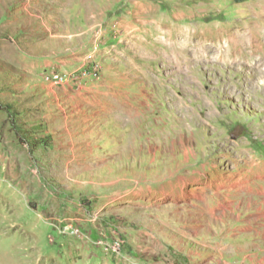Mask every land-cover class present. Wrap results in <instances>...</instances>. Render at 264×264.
Listing matches in <instances>:
<instances>
[{
  "label": "rangeland",
  "instance_id": "374dc122",
  "mask_svg": "<svg viewBox=\"0 0 264 264\" xmlns=\"http://www.w3.org/2000/svg\"><path fill=\"white\" fill-rule=\"evenodd\" d=\"M254 27L264 0H0V264H148L132 243L173 223L152 197L195 182L222 217L259 207L264 50L233 38Z\"/></svg>",
  "mask_w": 264,
  "mask_h": 264
},
{
  "label": "crops",
  "instance_id": "0c3cea01",
  "mask_svg": "<svg viewBox=\"0 0 264 264\" xmlns=\"http://www.w3.org/2000/svg\"><path fill=\"white\" fill-rule=\"evenodd\" d=\"M62 42L64 39H58L57 48L61 49ZM62 52L63 49L57 54ZM67 61L56 56L44 64L66 70ZM70 63L77 65V62ZM218 180L208 181L207 186L213 188L215 183L220 184ZM193 184L190 192L185 191V185L178 195H171L170 200L159 192L152 197L154 200L148 206L157 207L159 214L171 215L172 227L164 228V239L155 231L147 243L136 237L137 241L132 243L135 260L144 259L148 264H264V196L259 207L254 208L251 201L249 204L240 202L234 208L226 207L229 214L225 212L222 217L219 215L220 193H215V189L212 193L199 191L195 185L202 183Z\"/></svg>",
  "mask_w": 264,
  "mask_h": 264
},
{
  "label": "bare ground",
  "instance_id": "6f19581e",
  "mask_svg": "<svg viewBox=\"0 0 264 264\" xmlns=\"http://www.w3.org/2000/svg\"><path fill=\"white\" fill-rule=\"evenodd\" d=\"M256 29H258V28L257 27H254V28H251V30H245L243 32H239L236 35H234V37H233L234 38V43L236 44V46L238 47V49H240L241 53H243V51H244V55H245V50L249 49V47H252V48L254 47L253 48V55L254 56L258 52L264 50V40L258 36V34H257L258 31ZM213 35L214 34H212V36ZM213 37H211V38L214 39ZM202 48H203V51L206 52V53H211V51L215 49L216 52H217V54H218V56H219V53L217 51V47H216V45L213 42H211V43H205V44L203 42ZM199 49L201 50V48H199ZM225 52L227 53V51H225ZM214 54H216V53H214ZM237 55L238 54H234V52H229L226 55H223V56L221 55L220 58H223L224 57L227 60H229L230 58H232L233 61L235 62V61H239ZM241 55H243V54H241ZM257 57L258 56H255V58H254L255 59V63H254L255 65L254 66L258 68V67H260L264 63V53H263V55L261 54L260 57H258V58ZM56 78H58V76H56ZM114 248L115 249L119 248V247H117V244L116 243L114 245Z\"/></svg>",
  "mask_w": 264,
  "mask_h": 264
},
{
  "label": "water",
  "instance_id": "95a60500",
  "mask_svg": "<svg viewBox=\"0 0 264 264\" xmlns=\"http://www.w3.org/2000/svg\"><path fill=\"white\" fill-rule=\"evenodd\" d=\"M247 133L248 130L246 126L239 124L230 131V136L232 139L238 140L241 137L245 136Z\"/></svg>",
  "mask_w": 264,
  "mask_h": 264
},
{
  "label": "built area",
  "instance_id": "2783aa9c",
  "mask_svg": "<svg viewBox=\"0 0 264 264\" xmlns=\"http://www.w3.org/2000/svg\"><path fill=\"white\" fill-rule=\"evenodd\" d=\"M84 75V77H87V76H93V77H97L99 76L98 74V71H97V67L95 68H90L87 72H84L82 73ZM53 76H59L58 75H53ZM81 75H79L78 77H75V76H71L70 78H79ZM59 78H69L68 76H59ZM122 243L120 240H117L116 241V244H117V247L121 248L122 247Z\"/></svg>",
  "mask_w": 264,
  "mask_h": 264
}]
</instances>
